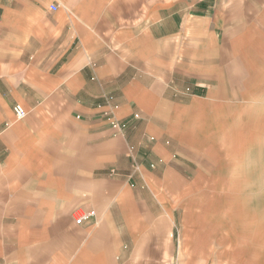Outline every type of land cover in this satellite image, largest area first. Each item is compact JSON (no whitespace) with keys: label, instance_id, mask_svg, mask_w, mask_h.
I'll use <instances>...</instances> for the list:
<instances>
[{"label":"crops","instance_id":"0c3cea01","mask_svg":"<svg viewBox=\"0 0 264 264\" xmlns=\"http://www.w3.org/2000/svg\"><path fill=\"white\" fill-rule=\"evenodd\" d=\"M239 148L264 172V0H0V264H138Z\"/></svg>","mask_w":264,"mask_h":264},{"label":"rangeland","instance_id":"374dc122","mask_svg":"<svg viewBox=\"0 0 264 264\" xmlns=\"http://www.w3.org/2000/svg\"><path fill=\"white\" fill-rule=\"evenodd\" d=\"M237 152L239 161L221 166L215 188L200 196L187 188L185 202L152 205L174 219L158 221L162 231L152 251L138 253V264H264V172L247 171L245 150Z\"/></svg>","mask_w":264,"mask_h":264},{"label":"built area","instance_id":"2783aa9c","mask_svg":"<svg viewBox=\"0 0 264 264\" xmlns=\"http://www.w3.org/2000/svg\"><path fill=\"white\" fill-rule=\"evenodd\" d=\"M52 11H56L57 7H52L51 8ZM14 112L16 114V116L19 119H24L27 116L26 111L24 110L23 107L21 106H16L14 108ZM95 216V212H90V213H80L78 214V216L76 217V224L77 225H82L87 219L94 217Z\"/></svg>","mask_w":264,"mask_h":264}]
</instances>
